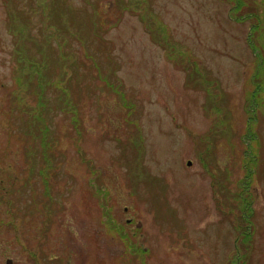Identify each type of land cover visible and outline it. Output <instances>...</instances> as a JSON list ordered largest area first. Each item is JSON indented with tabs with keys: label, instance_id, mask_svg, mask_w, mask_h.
<instances>
[{
	"label": "rangeland",
	"instance_id": "374dc122",
	"mask_svg": "<svg viewBox=\"0 0 264 264\" xmlns=\"http://www.w3.org/2000/svg\"><path fill=\"white\" fill-rule=\"evenodd\" d=\"M8 261L264 264V0H0Z\"/></svg>",
	"mask_w": 264,
	"mask_h": 264
},
{
	"label": "trees",
	"instance_id": "16d2710c",
	"mask_svg": "<svg viewBox=\"0 0 264 264\" xmlns=\"http://www.w3.org/2000/svg\"><path fill=\"white\" fill-rule=\"evenodd\" d=\"M126 239H128V237ZM129 244H130V248H132V247L134 248L133 243H132L131 240L129 241Z\"/></svg>",
	"mask_w": 264,
	"mask_h": 264
},
{
	"label": "water",
	"instance_id": "95a60500",
	"mask_svg": "<svg viewBox=\"0 0 264 264\" xmlns=\"http://www.w3.org/2000/svg\"><path fill=\"white\" fill-rule=\"evenodd\" d=\"M7 264H12L11 262H8Z\"/></svg>",
	"mask_w": 264,
	"mask_h": 264
}]
</instances>
